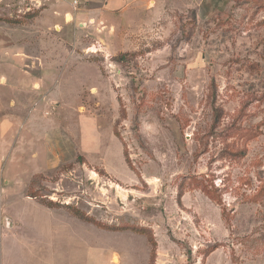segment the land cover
Returning <instances> with one entry per match:
<instances>
[{
  "label": "rangeland",
  "instance_id": "374dc122",
  "mask_svg": "<svg viewBox=\"0 0 264 264\" xmlns=\"http://www.w3.org/2000/svg\"><path fill=\"white\" fill-rule=\"evenodd\" d=\"M6 68L0 264H264V0H0Z\"/></svg>",
  "mask_w": 264,
  "mask_h": 264
},
{
  "label": "crops",
  "instance_id": "0c3cea01",
  "mask_svg": "<svg viewBox=\"0 0 264 264\" xmlns=\"http://www.w3.org/2000/svg\"><path fill=\"white\" fill-rule=\"evenodd\" d=\"M30 77H32V76L29 72L24 73V71H19V69H16V68L2 69L0 72V78L3 79V82L0 85V88L7 89L8 93H11V94H8L4 98L2 93H0V97H1L0 98V106L3 107V104L6 103V105H8L11 109L12 108L22 109V108H24V105L26 104L24 102H26V101H27V103H29V104L32 103V105H33V101H32V99H30L31 97L28 98V96H27L31 92L30 91L31 87L27 86L28 82H30V79H31ZM26 80H27V83H25ZM12 92L16 94L15 98L13 97ZM17 92H19L20 94ZM18 94H19V96H18ZM21 95H22V97H21ZM46 95H49V94H46ZM36 96H38V97H36V99H35L36 101L34 102V105L36 103H39L40 101L44 102L49 98L48 96H45V95L41 96V97H39V95H36ZM32 98H33V96H32ZM1 107H0V110H1ZM49 122L50 121L46 122V125H49ZM9 125H10V120H8V118H6L5 121L1 123V131H4V130L7 131L9 129ZM36 125H39V124L37 123ZM50 147H51L50 144L48 142H45V152L46 153L50 150ZM52 148L54 149L53 153H54V157L56 159L54 158V160H55L54 163L45 161L44 164H46V166H45L46 168L53 167L54 165L59 163V161H62L63 159L65 160V158L67 157L66 155H67L68 151L64 147L62 142L60 144L52 143ZM50 152H51V150H50ZM32 155L36 157L37 154L35 153V151H32ZM49 163H51V164H49ZM39 203L42 204L40 201H39ZM42 205L45 206L44 204H42ZM45 207H47V206H45ZM47 208H49V207H47Z\"/></svg>",
  "mask_w": 264,
  "mask_h": 264
},
{
  "label": "trees",
  "instance_id": "16d2710c",
  "mask_svg": "<svg viewBox=\"0 0 264 264\" xmlns=\"http://www.w3.org/2000/svg\"><path fill=\"white\" fill-rule=\"evenodd\" d=\"M28 196L36 198L38 201H40L42 204H44V205L47 206V207H51V206H52L51 204H49V203H51V202H50L51 200H49V202L47 203V202H44V201L42 200V198H41V200H40V199H38L36 196H32V195H30V194H28ZM76 216H77L78 218H80V219L85 220V221H91V220H89L90 218L86 217L85 215H84V216L76 215Z\"/></svg>",
  "mask_w": 264,
  "mask_h": 264
},
{
  "label": "bare ground",
  "instance_id": "6f19581e",
  "mask_svg": "<svg viewBox=\"0 0 264 264\" xmlns=\"http://www.w3.org/2000/svg\"><path fill=\"white\" fill-rule=\"evenodd\" d=\"M68 18H70V16H68Z\"/></svg>",
  "mask_w": 264,
  "mask_h": 264
}]
</instances>
